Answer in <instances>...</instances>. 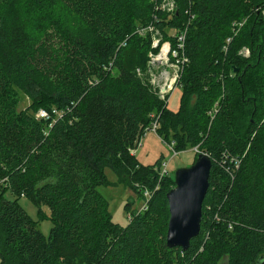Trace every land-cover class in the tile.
<instances>
[{"label": "trees", "instance_id": "1", "mask_svg": "<svg viewBox=\"0 0 264 264\" xmlns=\"http://www.w3.org/2000/svg\"><path fill=\"white\" fill-rule=\"evenodd\" d=\"M0 1L10 5L0 6V264H256L264 255V0H175L171 16L156 8L162 0H81L88 26L77 32L54 17L30 31L17 15L20 1L30 14L66 0ZM151 23L165 39L186 31L177 111L137 72L153 50L152 33L137 30ZM18 87L43 99L36 113L50 118L20 108ZM154 120L175 152L197 147L196 158L212 159L201 230L186 250L167 244L175 176H160L163 156L144 166L130 152ZM107 166L144 201L151 194L126 226L98 189ZM23 197L51 219L48 235Z\"/></svg>", "mask_w": 264, "mask_h": 264}, {"label": "rangeland", "instance_id": "2", "mask_svg": "<svg viewBox=\"0 0 264 264\" xmlns=\"http://www.w3.org/2000/svg\"><path fill=\"white\" fill-rule=\"evenodd\" d=\"M80 1L81 0H66L59 2L54 7L46 4L43 7L36 9L34 12H31L30 14H26L24 12L25 4L23 1H20V3L17 5V9L19 10L17 15L20 16V19L30 31H35L38 23H43L44 27H49L52 24L50 23L49 18L54 17L61 23L62 27H66L73 32H77V30H86L88 26L87 21L76 9V5H78ZM129 1H133L134 4L138 6H146V3L150 4L154 0ZM154 3H156V1ZM0 6L3 11H5L6 6L10 7L6 1H0ZM246 22L247 19L239 20V27L247 24ZM148 25H139V28L140 26L147 27ZM42 86L45 89L48 87L46 80H43ZM16 93L18 94L20 100V108L32 109L30 111L36 115L38 107L46 105L43 99H40V101L34 100L20 87H18ZM181 96L182 87L178 85L168 97V108L173 111H177L180 107ZM44 99L47 100V98ZM47 101H49V99ZM49 105L50 104H47V106ZM170 135H172L171 130ZM171 145L172 144H170V142L163 141L156 132L147 131L146 135L142 138L141 146L136 150L135 157L139 163L147 166L156 164L157 160L163 156L164 160L168 162L169 173L175 176V172L178 168L190 166L194 162L196 158L195 152L198 149L197 147L188 146L186 149H184V151L176 153L171 148ZM105 175L107 177L108 184L100 185L98 189L108 199V208L112 215L113 221L126 226L129 222L130 215L134 212L140 211L145 201L141 198V195L137 193L135 189H133V187L126 185L120 180L119 175L112 167L107 166L105 168ZM6 196L12 198L10 192H7ZM20 203L35 220L39 221L38 228L45 235H48L52 227L51 219H41L39 207L30 199L23 197L20 199ZM43 209L47 214L50 213L48 207L44 206ZM219 264H229L228 257L222 258Z\"/></svg>", "mask_w": 264, "mask_h": 264}, {"label": "built area", "instance_id": "3", "mask_svg": "<svg viewBox=\"0 0 264 264\" xmlns=\"http://www.w3.org/2000/svg\"><path fill=\"white\" fill-rule=\"evenodd\" d=\"M156 8L166 11L171 16L175 12L177 4L175 0H162L161 3L156 6ZM137 32L140 35H146L148 32H151L153 48V50H151L149 53L150 59L147 70L143 72L140 68H138L137 72L139 75L145 74L148 78L149 84L154 89L156 94L162 100L167 102L170 93L180 84V78L184 68V64L188 61V58L184 52L186 31H176L174 33L171 32V36L173 37L165 39L163 38L161 31L157 29L153 23H151L147 27H140ZM174 41L176 42V44L173 43ZM126 44L127 41H124L122 43V45ZM243 52L245 54H248V49H245ZM109 66L110 67H106V69H111L113 63H111ZM52 112L54 114L59 113L57 109H53ZM50 116L51 114L49 113V111L44 108L39 109V111L37 112L38 118L48 119L50 118ZM158 126V120H154L152 124L147 128V131H154L157 133ZM142 138L143 137L138 140L137 146L130 149V152L132 154H135L137 148L141 146ZM171 148L173 149V143L171 145ZM236 161L238 163V159ZM159 173L161 177L170 174L168 171L167 161L163 160L159 169ZM150 196V191L146 190V200L141 210H145L147 208V199ZM231 227L232 225H230V228Z\"/></svg>", "mask_w": 264, "mask_h": 264}, {"label": "water", "instance_id": "4", "mask_svg": "<svg viewBox=\"0 0 264 264\" xmlns=\"http://www.w3.org/2000/svg\"><path fill=\"white\" fill-rule=\"evenodd\" d=\"M212 159L200 152L196 160L175 172V184L168 191L170 220L167 233L169 247L186 250L201 230L203 202L209 189ZM256 264H264V255Z\"/></svg>", "mask_w": 264, "mask_h": 264}]
</instances>
